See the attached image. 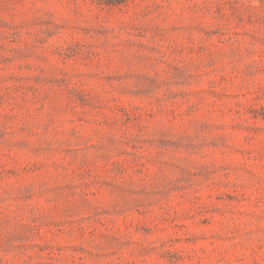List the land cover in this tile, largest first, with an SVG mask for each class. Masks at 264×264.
Returning a JSON list of instances; mask_svg holds the SVG:
<instances>
[{
    "label": "rangeland",
    "instance_id": "rangeland-1",
    "mask_svg": "<svg viewBox=\"0 0 264 264\" xmlns=\"http://www.w3.org/2000/svg\"><path fill=\"white\" fill-rule=\"evenodd\" d=\"M0 264H264V0H0Z\"/></svg>",
    "mask_w": 264,
    "mask_h": 264
}]
</instances>
